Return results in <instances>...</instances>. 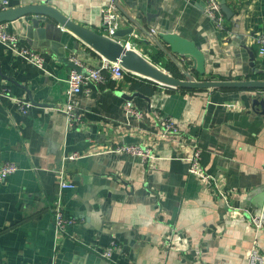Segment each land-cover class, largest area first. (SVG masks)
Segmentation results:
<instances>
[{
  "label": "crops",
  "instance_id": "crops-1",
  "mask_svg": "<svg viewBox=\"0 0 264 264\" xmlns=\"http://www.w3.org/2000/svg\"><path fill=\"white\" fill-rule=\"evenodd\" d=\"M108 2L9 0L8 8L45 3L104 33ZM226 2L234 14L220 27L202 0H117L121 28L134 29L122 40L182 77L184 61L150 42L158 33H178L204 51L206 72H194L196 79L264 73L256 42L264 30V0ZM35 17L4 23L42 53V68L0 42V87L9 92L0 96V161L20 167L0 181V264H247L256 238L252 215L264 214V114L253 107L254 95L264 91H191L142 76L90 82L89 92L76 95L82 122L70 126L61 108L72 63L98 66L102 56ZM16 98L34 106L23 113ZM128 99L142 116L126 113ZM168 118L176 129L164 136ZM194 142L228 201L188 172L185 156ZM123 144L150 146L157 158L142 162L116 150ZM74 152L84 156L63 168L75 183L64 191L66 214L75 222L58 233L52 211L58 171ZM257 238L264 252V228ZM112 240L119 248L110 258L101 256Z\"/></svg>",
  "mask_w": 264,
  "mask_h": 264
},
{
  "label": "built area",
  "instance_id": "built-area-1",
  "mask_svg": "<svg viewBox=\"0 0 264 264\" xmlns=\"http://www.w3.org/2000/svg\"><path fill=\"white\" fill-rule=\"evenodd\" d=\"M204 10L208 17L213 19L218 26H224L226 14L222 10L221 0H202ZM9 6V0H0V9H6ZM104 33L113 36L114 33L121 28L120 11L117 5V0H109L103 7L102 17ZM154 33H158L156 29H152ZM152 32V33H153ZM153 33V34H154ZM144 39H149L143 37ZM0 42L6 44L8 48L14 51L19 56L27 61L43 67L44 56L42 53L32 49L30 46L22 44L20 37L6 29L5 23H0ZM260 54L264 55V30L259 32L256 36ZM76 64L81 67V70L72 69L69 73L67 83V99L65 105L61 110L65 113L67 123L74 126L82 122L80 113V105L77 101L76 95L84 91L89 92L87 88L88 83L95 82L101 85L106 84L110 80L121 82L126 80L128 76H139L133 72H129L119 61H111L102 57L101 63L98 66H86L84 63L75 60ZM171 88V87H170ZM0 96H9V92L5 87H0ZM16 101L23 113H26L32 106V101L16 98ZM125 111L129 115L142 116V113L134 106L132 100H126ZM165 128L163 135L167 136L172 130L176 129L175 122L168 118L164 122ZM119 152L128 154L133 157L139 158L142 162H150L157 158L156 152L150 146L140 144H123L119 145L116 149ZM84 156V153L74 152L71 155L65 156L63 159L62 167L58 171L59 189L57 196L53 202V215L54 225L56 231L61 233L65 230L66 226L75 222V219L66 214L64 207V191L66 189L74 188L75 183L68 179L67 174L63 168L65 161L70 159H77ZM188 162V172L204 180L209 186L214 188L216 192L226 201H228V192L221 188L213 174L207 172L201 162V148L197 142L191 146L190 152L185 156ZM20 169L19 165L15 162L0 161V181H5L9 175L15 173ZM252 227L255 231V240L252 244L250 256L247 264H264V252L261 251L257 236L260 235L264 228V214L256 213L251 218ZM119 248L116 240H112L108 247L100 251L101 256L110 258L114 250Z\"/></svg>",
  "mask_w": 264,
  "mask_h": 264
},
{
  "label": "water",
  "instance_id": "water-1",
  "mask_svg": "<svg viewBox=\"0 0 264 264\" xmlns=\"http://www.w3.org/2000/svg\"><path fill=\"white\" fill-rule=\"evenodd\" d=\"M221 6L228 17L234 14V11L227 4L226 0H221ZM28 14L36 16L33 18L34 21L45 22L49 28L56 29L59 33H62V30H66L74 34L102 57L111 61H119L129 72H133L164 86L207 90L223 88H252L261 90L264 88V79L261 78L196 79L193 74L194 72L200 74H205L206 72V55L195 41L178 33L160 32L156 36L157 38H152L150 42H155L154 44H157L165 53L172 54L174 60H176L175 56L177 55L184 61V64L179 63V66L184 70V77L175 76L166 69L161 68L137 48L132 47L130 43L123 41L124 37L133 33L134 29L132 27L120 28L113 36H109L76 23L57 8L45 3L0 9V23L13 21ZM152 16V14H148V19H151ZM135 23L144 32L142 26L136 20ZM148 36L146 37L150 38ZM144 40L149 41V39ZM72 66L75 69L81 70V67L75 62L72 63ZM253 107L255 109L259 107V112L264 114V94L254 95Z\"/></svg>",
  "mask_w": 264,
  "mask_h": 264
},
{
  "label": "trees",
  "instance_id": "trees-1",
  "mask_svg": "<svg viewBox=\"0 0 264 264\" xmlns=\"http://www.w3.org/2000/svg\"><path fill=\"white\" fill-rule=\"evenodd\" d=\"M155 59V57H153V60ZM175 76H178V77H182V75H179V73L177 74H174ZM248 78H261V79H264V73H261V74H254V75H251V76H248ZM241 79V78H240ZM184 90H197V89H192V88H182ZM224 90H242V89H250V88H223ZM252 89V88H251ZM252 90H256V89H252ZM262 91H264V88L261 89Z\"/></svg>",
  "mask_w": 264,
  "mask_h": 264
}]
</instances>
